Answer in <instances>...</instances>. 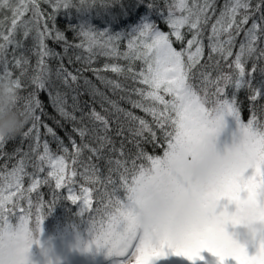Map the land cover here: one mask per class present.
Wrapping results in <instances>:
<instances>
[{"label": "snow or ice", "instance_id": "snow-or-ice-1", "mask_svg": "<svg viewBox=\"0 0 264 264\" xmlns=\"http://www.w3.org/2000/svg\"><path fill=\"white\" fill-rule=\"evenodd\" d=\"M42 2L51 6V13L42 9ZM112 2L0 0V9L11 12L10 26L0 30L3 67L0 77L12 78L19 90L25 87L27 78L32 87L27 96H19V101H24L23 108L32 117L26 124L30 126H25L20 136L21 146L7 153L5 146L15 137L0 138V158L15 159L10 168L7 163L0 166V264H29L31 243L39 241L29 242L28 237L33 231L42 232L46 218L40 191L43 186H48L52 193L47 214L60 200L57 190L62 189L68 193L65 199L79 206V215L95 213L87 221L89 238L78 237L77 247L82 251H91L93 246L98 251L104 249L107 256L115 257L114 264H152L153 258L168 255L165 248L193 264L204 259L200 255L202 249L218 257L219 264L226 257H233L237 264H264V234L259 237L255 254L249 255L244 246H237L227 238L220 218L209 212L221 197L239 204L242 193L252 201L264 190V122L258 119V114L264 113V104L260 103L264 100V87L254 85L251 79L256 72H264V49H257L258 42L264 39V0L255 3L225 0L211 26L207 64L201 63L204 56L201 36L209 22L208 14L214 10V0H173L164 16L170 32L161 31L154 21H144L131 31L115 33L87 24L61 30L55 23L57 14L71 7ZM148 6L157 9L155 0H148ZM29 12L30 18L25 19ZM250 20L251 26L245 28ZM4 23L0 21V29ZM185 28L192 37L178 51L171 37L183 41ZM69 30L80 39L79 43L67 39ZM242 30L245 40L240 43L234 60L227 64L228 71L213 78L210 69L220 68V60H213V54H219L227 62L233 56L235 37ZM124 38H127V50L121 51L120 42ZM28 39L32 44L26 47ZM48 40L59 44L62 51L51 48ZM77 49L86 55L74 51ZM33 56L34 66L30 64ZM97 56L114 61L123 59L128 61V67L118 62L105 63L102 69L92 67ZM65 59L68 65L81 64L75 74L66 67ZM249 59L254 60L250 70L246 69ZM51 60L57 62L55 68L49 64ZM136 61L143 63L138 72L134 70ZM10 66L18 74L14 75ZM88 71L114 91L126 89L101 72L122 75L127 71L133 81L146 86L127 90V99L133 108L150 114L162 131L166 145L162 155H149L143 149V143L157 141L153 126L104 96L84 76ZM61 85L73 93L72 111H69L68 92H62ZM228 85L248 88L251 116L247 122L241 118L235 97L231 100L226 97ZM80 87L93 97L102 96L111 106L113 120L95 109L78 120L74 113L82 112L81 93L77 91ZM41 92L47 94L60 117L79 125L72 131L78 133L80 143L69 135L71 151L56 129L42 120ZM133 93L141 99L133 100ZM165 95L171 98L166 99ZM145 101L149 103L146 105ZM85 115L94 122L92 127L84 124ZM226 115L233 116L237 125L233 143L240 137L243 142L232 157L221 158L209 135L224 128ZM52 119L62 127L59 120ZM44 136L56 142L58 151L52 150ZM114 137H120L118 146ZM24 141H28L27 150L22 147ZM241 158L240 164L234 163ZM139 160L147 164H138ZM248 170L251 174L245 175ZM77 177L83 181L78 194Z\"/></svg>", "mask_w": 264, "mask_h": 264}, {"label": "trees", "instance_id": "trees-1", "mask_svg": "<svg viewBox=\"0 0 264 264\" xmlns=\"http://www.w3.org/2000/svg\"><path fill=\"white\" fill-rule=\"evenodd\" d=\"M173 0H155V3L157 5V9L150 8L148 6V0H113L110 4H100L96 3L93 4L91 7H85V8H77V7H71L69 9L63 10L61 13L57 14L56 17V25L61 30H65L70 25L75 27L81 24H87L91 25L92 27L99 29V30H105L107 29L110 32H121V31H131L134 27L140 25L144 21L152 22L154 21L157 25V27L164 32H170V28L165 22L164 16L167 15V5L171 4ZM203 2V0H201ZM256 0H253V3H255ZM225 4V0H214V10L209 12V22L206 26L203 27V35L201 36V40L204 45V56L201 60L202 64L209 63L208 61V55L210 52V49L208 47L209 45V36L211 35V26L215 22L216 17L219 16V12L223 9V6ZM42 9H44L46 12L51 13V6L45 3H41ZM159 13H163L164 15H160ZM179 14V13H178ZM31 13H27L25 15V19L30 18ZM10 19H11V12L8 9H0V21H5L3 24V28L0 30H6L10 26ZM251 26V20L249 21V24L246 27ZM182 33L184 34V40L183 41H176L175 37H171L173 41V46L179 51L182 47H186L187 40L191 39L192 33L187 30V28L182 29ZM67 39L69 41H72L74 43H79L80 39L74 37L73 31L69 30L66 33ZM21 37L19 34L17 35V39H20ZM226 36H222V39H226ZM245 40L244 37V31L242 30L239 35H236L235 42L232 47L233 56L229 58L227 62H225L219 54H213V60H220V68L217 69H210L212 72L213 78H215L217 75L220 74V72H226L228 71L227 64L230 63L235 58V53L239 51L240 43ZM47 43L49 46L56 51L60 52L62 51V47L59 44L54 43L52 40H48ZM32 40L28 39L25 42L26 47L31 46ZM120 49L121 51L127 50V38H124L120 42ZM258 51L260 49H264V39H261L257 44ZM195 49L193 48V51ZM79 52L82 55H86V53L83 50L77 49L74 50ZM11 52V46L9 48V53ZM9 59H11V56L9 54ZM118 62L125 68L128 67V61H125L123 59L119 61H114L110 58L103 57V56H97L96 59L92 63V67L95 68H103L105 63H113ZM254 60L249 59L246 64V69L250 70L252 67ZM30 64L32 66L35 65V57H31ZM49 64L52 68L56 67L57 62L55 60L49 61ZM65 65L68 67L70 71H73L75 74V70L77 68L81 67L80 63H74L72 65L67 64V60L65 59ZM143 67V63L141 61H136L134 63V70L140 71ZM10 70L14 71V75L18 74L17 70H14L10 66ZM3 67L0 65V73H2ZM31 75V73H29ZM101 75L105 76L108 79L117 81L122 85L126 91L121 90H113L111 86H106L105 84H102L96 76L91 72H85L84 76L88 77L89 80L92 81L93 84H95L101 93L104 94V96H107L110 100H115L118 102L119 106L124 108L127 111H131L135 116L141 117L149 122L153 126V130L157 133V141L155 143L147 142L143 143V149L149 154V155H162L163 148L166 146L163 142V133L162 131L156 127L153 117L145 113L140 108H133L132 105L128 102L127 96L128 91L133 88H144L146 86L141 85L138 81H133L130 78V74L125 71L122 75H117L115 73H112L111 71H104L101 72ZM252 79V83L259 87H264V72H256ZM82 84V81L80 82ZM25 87L20 90V96L25 97L27 96L28 92L32 91L31 85L28 83V79H24ZM75 87V85H73ZM60 90L62 92H68V105H69V111H72L71 105L73 101L71 100V96L73 93L63 87L60 86ZM78 92L81 93L79 97V105L82 109V112L76 111L74 114L77 116V119L79 120L80 116L82 114L89 113L92 109H95V111L99 112L101 115L108 118L110 121L113 120L112 116V109L111 106L108 104L106 100L103 99L102 96H96L93 97L89 93L84 91L83 87H80L77 89ZM164 95V93H161ZM225 95L228 99H232L235 97L237 102L239 103V107L241 108V118L244 122H247V120L251 116L250 112V101H249V92L248 88L246 86H242L240 88H236L234 85H228L226 86V92ZM121 97H125V99H121ZM39 98L43 103L44 108V114L41 117L42 120L47 123L49 126H52L56 129L58 135L63 139V142L65 146L69 147V150L71 151V143L69 141V135L72 136V138L76 139L77 143H80V138L78 133H75L72 131L74 126V122L70 120H65L64 118L60 117L59 114L55 111L54 107L50 103L49 97L46 93L41 92L39 94ZM131 98L133 100H139L141 99L138 95L135 93L132 94ZM166 99H170L171 97L165 95ZM23 99H21L20 104L23 106ZM149 102L145 101V104L147 105ZM260 103L264 104V100H261ZM107 110V111H106ZM39 114V113H37ZM59 120L61 122L62 127H58L54 120ZM258 119H260L262 122H264V113L258 114ZM93 121L91 118L85 115L84 124L88 125L89 127L93 126ZM96 126H99L98 122H95ZM30 126V125H27ZM26 126V127H27ZM113 128L115 127V124L113 123ZM167 130H171L170 128ZM41 133L45 132V129L41 127L40 129ZM21 135H18L15 137L14 140L8 141V143L5 146V152L12 153L13 149H15L17 146H21ZM43 139H48L50 141V147L53 151H58L57 144L50 136H44ZM114 139L117 142V146L119 145L120 137H114ZM151 138L149 137V140ZM27 144L28 141H24L22 147L24 150H27ZM130 148L131 145H128ZM133 151H135L133 149ZM62 154V153H60ZM88 153L85 151L84 157H87ZM5 163L8 164L9 168L12 166L13 163H15V159L7 160L6 158H0V166H3ZM138 164L144 163L147 164L144 160L137 161ZM102 171L104 170L103 165H101ZM2 170V169H0ZM31 169H29L30 171ZM106 174V172H105ZM82 178L77 177V194L79 189V184L82 183ZM27 185V181H26ZM43 193L44 201H45V213L46 218L43 221L42 224V232L40 233V243H34L29 252V255L31 257L38 255L36 253L39 251L40 247H45L47 243L50 244V242H58L57 247L65 245L64 243H61L62 241H65L69 238H72L73 236H77L80 239L89 238L88 233V222L90 221L92 216H95V213H85L84 216H81L78 214L79 212V206L77 204H72L71 201L66 200L65 197L68 195L66 189L57 190L61 194L60 200H58L54 207H52L48 212L47 205H49L52 201V193L48 186H43L40 190ZM123 193L121 192V195ZM225 200L227 198H224ZM97 219H99L97 217ZM34 220V217H33ZM61 240V241H60ZM76 240V241H77ZM60 241V242H59ZM104 250V249H103ZM102 250V251H103ZM106 255V250H104L102 253L97 255L92 260H99L102 262L101 258H103ZM32 257V258H33ZM108 259L112 258L110 256H107ZM91 260V261H92ZM100 262V263H101ZM219 263V262H218Z\"/></svg>", "mask_w": 264, "mask_h": 264}, {"label": "clouds", "instance_id": "clouds-1", "mask_svg": "<svg viewBox=\"0 0 264 264\" xmlns=\"http://www.w3.org/2000/svg\"><path fill=\"white\" fill-rule=\"evenodd\" d=\"M19 96L20 90L14 80L7 76L0 77V138L7 139L21 135L27 122L32 118L31 113L20 104ZM222 130L218 134H210L209 141L214 145L221 158H230L239 151L243 138H238L230 146L226 145L224 151L221 152L217 147V139ZM241 162L242 158L234 161L237 165ZM223 198L227 197L216 200L209 212L220 218L223 232L233 244L245 247L247 240L256 239L264 234V190L252 201L247 200L246 194L242 193L239 204L227 198L229 204L235 203V209L231 211L228 204L221 206ZM228 225L232 227L231 232L228 231ZM37 240L40 243V234L33 231L28 237V241ZM33 244L31 243V246Z\"/></svg>", "mask_w": 264, "mask_h": 264}, {"label": "rangeland", "instance_id": "rangeland-1", "mask_svg": "<svg viewBox=\"0 0 264 264\" xmlns=\"http://www.w3.org/2000/svg\"><path fill=\"white\" fill-rule=\"evenodd\" d=\"M236 129L237 125L234 117L226 115L225 126L217 139V147L221 152L224 151L226 145L230 146L233 143V134L236 132ZM247 174H251V170H248L246 175ZM224 204H228L230 211L235 209V203L229 204L228 200L223 198L221 200V206ZM228 231H232L231 225H228ZM83 239L85 240V238ZM76 240L77 236H73L67 239L66 242L62 241L61 243L65 245L60 247L55 246L58 242L47 243L45 247H42V249L40 247L39 251L36 252L38 255L32 256L33 258L29 255V264H114L115 257L108 259L107 256H104L101 258L102 262L100 260L98 262H96L97 260H92L104 250L101 249L98 251L93 246L91 251H82L77 247L78 240ZM258 245L259 237L247 240L245 242V248L248 254H255ZM165 251L168 255L166 257L153 258L152 264H193V262L189 261L186 257L173 254L171 249L165 248ZM200 255L204 257V259H197L195 264H219L218 257L208 252L207 249H202ZM223 264H237V262L233 257H226Z\"/></svg>", "mask_w": 264, "mask_h": 264}]
</instances>
